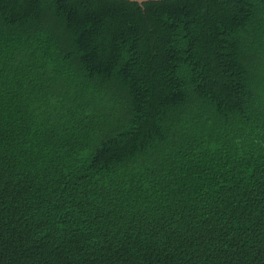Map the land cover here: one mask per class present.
<instances>
[{
  "label": "trees",
  "instance_id": "16d2710c",
  "mask_svg": "<svg viewBox=\"0 0 264 264\" xmlns=\"http://www.w3.org/2000/svg\"><path fill=\"white\" fill-rule=\"evenodd\" d=\"M0 264H264V0H0Z\"/></svg>",
  "mask_w": 264,
  "mask_h": 264
},
{
  "label": "water",
  "instance_id": "95a60500",
  "mask_svg": "<svg viewBox=\"0 0 264 264\" xmlns=\"http://www.w3.org/2000/svg\"><path fill=\"white\" fill-rule=\"evenodd\" d=\"M124 1L133 2L139 5H142L143 3H146V2H156V1H162V0H124Z\"/></svg>",
  "mask_w": 264,
  "mask_h": 264
}]
</instances>
